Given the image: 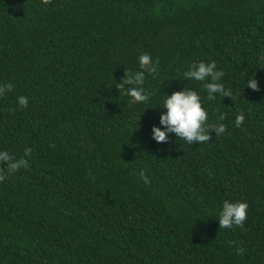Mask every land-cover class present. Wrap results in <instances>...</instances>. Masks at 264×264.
I'll return each instance as SVG.
<instances>
[{
	"label": "trees",
	"instance_id": "obj_1",
	"mask_svg": "<svg viewBox=\"0 0 264 264\" xmlns=\"http://www.w3.org/2000/svg\"><path fill=\"white\" fill-rule=\"evenodd\" d=\"M144 53L158 72L131 104L119 83ZM261 57L264 0H0V151L28 161L0 165V264H264ZM201 61L231 98L184 79ZM186 86L226 132L157 143L165 95ZM225 200L249 205L243 228H220Z\"/></svg>",
	"mask_w": 264,
	"mask_h": 264
},
{
	"label": "clouds",
	"instance_id": "obj_2",
	"mask_svg": "<svg viewBox=\"0 0 264 264\" xmlns=\"http://www.w3.org/2000/svg\"><path fill=\"white\" fill-rule=\"evenodd\" d=\"M264 62V57H261ZM139 70L125 71L124 79L119 83L121 88L127 89V95L131 98V104H142L149 99V90L144 87L146 73L158 72V60H153L151 54L144 53L139 56ZM184 79L188 81L195 80L206 82L207 101H215L217 96L230 97L232 90L226 89L220 81L225 76V72L217 70L215 61L205 63H193L190 68L183 73ZM246 87L253 91H259L258 83L253 75L246 82ZM11 83L0 84V97H3L7 92L12 91ZM162 102V107L166 109L160 115V127L152 128V138L157 143L167 142L169 134H175L179 140H183L187 144L192 143H207L211 139V133L221 136L227 130V125L220 123L226 119L224 114L218 116L216 124H207L209 120L208 109L203 106L204 101L200 94L187 86L181 90L172 93L170 96L165 95ZM17 103L21 108H26L29 103V98L26 96H18ZM245 116L240 113L235 118V126L240 127L244 123ZM210 129V130H209ZM31 148H26L24 156H30ZM0 165L6 167L9 173H15L21 168L28 167V161L24 158L15 159L7 151H0ZM4 168L0 167V181L6 177L3 175ZM140 178L145 184L150 183L145 170L139 172ZM249 205L246 202H230L223 201L222 207L219 210V225L220 228L232 229L234 227L243 228L247 220ZM241 251H243L241 249Z\"/></svg>",
	"mask_w": 264,
	"mask_h": 264
}]
</instances>
